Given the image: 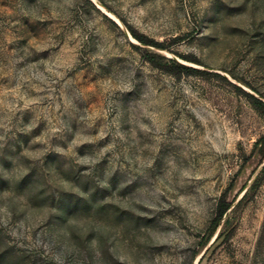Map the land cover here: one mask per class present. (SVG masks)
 Returning <instances> with one entry per match:
<instances>
[{
    "label": "rangeland",
    "instance_id": "obj_1",
    "mask_svg": "<svg viewBox=\"0 0 264 264\" xmlns=\"http://www.w3.org/2000/svg\"><path fill=\"white\" fill-rule=\"evenodd\" d=\"M254 99L264 0H0V264H264Z\"/></svg>",
    "mask_w": 264,
    "mask_h": 264
},
{
    "label": "trees",
    "instance_id": "obj_2",
    "mask_svg": "<svg viewBox=\"0 0 264 264\" xmlns=\"http://www.w3.org/2000/svg\"><path fill=\"white\" fill-rule=\"evenodd\" d=\"M139 39H141V38H139ZM179 66L183 69V71L185 73H189L191 71L190 68H186L183 65H179ZM254 101L257 103L258 109L261 111V113H262V115L264 117V102H262L261 100H258V99H254ZM262 140H264V135L262 137ZM229 207H230V203L226 201L225 197H222L218 201V204H217V207H216V218H215L216 221H219L222 218V216L225 214V212L228 210Z\"/></svg>",
    "mask_w": 264,
    "mask_h": 264
}]
</instances>
